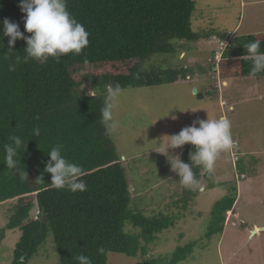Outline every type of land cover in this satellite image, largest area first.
Segmentation results:
<instances>
[{"label": "trees", "instance_id": "16d2710c", "mask_svg": "<svg viewBox=\"0 0 264 264\" xmlns=\"http://www.w3.org/2000/svg\"><path fill=\"white\" fill-rule=\"evenodd\" d=\"M67 2L68 10L90 33L88 46L79 55L62 56L60 62L49 57L45 62L30 59L23 63L26 42L17 40L9 50L3 21L18 23L30 36L24 30L26 14L20 10V0H0V204L17 199L16 211L4 231L21 232L12 264H28L50 234L60 264H77L79 255L88 256L92 264H109L111 254L136 257L147 253L143 240L151 244L176 221L165 215L148 218L130 209L132 197L122 156L102 122L101 109L109 84L119 83L126 90L165 83L160 73L139 68L154 55L173 52L170 39L195 38L191 31L195 2ZM247 39L240 47L235 48V43L224 52L223 79L264 77V73L250 75L253 61L246 48L249 42L259 40L264 51V34ZM18 57L21 62H17ZM10 65H15V70H10ZM88 83L95 90L92 96L82 91ZM37 129L39 136L35 135ZM12 136H19L26 144L16 159L28 179L22 180L5 164V146L12 143ZM57 144L63 145L66 159L82 167L86 191L72 193L51 186V174L45 172V165L50 159L47 152ZM236 200L237 196L215 204L213 212L222 223ZM35 201L40 216L30 218ZM127 224L139 228L140 234L127 232ZM101 247L103 253L97 251ZM192 247L178 249L172 261L165 264L187 260ZM144 264L164 263L150 260Z\"/></svg>", "mask_w": 264, "mask_h": 264}, {"label": "rangeland", "instance_id": "374dc122", "mask_svg": "<svg viewBox=\"0 0 264 264\" xmlns=\"http://www.w3.org/2000/svg\"><path fill=\"white\" fill-rule=\"evenodd\" d=\"M194 2L191 31L195 38L170 39L173 52L154 55L139 68L160 73L165 83L122 90L113 113L116 126L107 128L122 156L132 197L130 209L148 218L165 215L176 221L151 244L142 241L146 254H111L109 264L150 260L165 264L178 249L192 246L187 260L179 264H264V77L227 78L224 86L220 75L227 48L235 43V48L240 47L249 36L264 34V0ZM82 91L95 93L90 83ZM208 116L231 120L237 147L222 152L211 173L194 164L200 184L184 188L170 161L179 156L191 163L189 154L195 146L170 148L165 155L160 153L162 142ZM235 196L234 208L224 214L222 223L214 206ZM34 203L30 218L40 216ZM16 205L17 199L0 204V264L13 263L21 238L18 229L4 231ZM126 231L140 234L130 224ZM28 264H60L52 234Z\"/></svg>", "mask_w": 264, "mask_h": 264}, {"label": "clouds", "instance_id": "9594fccd", "mask_svg": "<svg viewBox=\"0 0 264 264\" xmlns=\"http://www.w3.org/2000/svg\"><path fill=\"white\" fill-rule=\"evenodd\" d=\"M19 7L21 12L26 14L23 17L24 30L31 35L26 36L20 30L18 23L5 19L3 36L9 38V50L17 40L26 42L25 55L22 57L23 63H28L30 59L45 62L49 57L60 62L62 56L69 53L79 55L88 46L90 33L68 10L67 0H20ZM246 48L248 56L253 61L250 75L256 76L264 73V51H261V41H251ZM17 62H21L20 57L17 58ZM9 68L15 70V65H10ZM121 92L122 88L119 83L114 86L107 85V96L101 109V119L110 129L116 126L113 113ZM39 134V129H37L35 135L39 136ZM166 137L168 139L162 142L160 152L165 155L168 154L170 148H182L186 144L195 146V150L189 154L191 163L183 162L179 156H173L175 159L170 161L172 170L179 176V183L188 189L200 184L193 170L194 164L202 165L211 173L219 155L222 152H232L237 147L233 138L232 122L225 116L219 118L208 116L206 120L198 119L178 134ZM10 139L12 143L5 146V164L22 180L28 179L27 172L20 167V162L16 159L21 153V148L25 149L26 144L19 136H12ZM62 148L63 145L57 144L47 152L50 159L45 165V172L51 174V186L58 190L67 189L72 193L86 191L82 167L66 159L62 154ZM38 212L40 215V211ZM97 251L103 253L104 249L101 247ZM75 259L77 264H92L91 259L85 255H79Z\"/></svg>", "mask_w": 264, "mask_h": 264}, {"label": "crops", "instance_id": "0c3cea01", "mask_svg": "<svg viewBox=\"0 0 264 264\" xmlns=\"http://www.w3.org/2000/svg\"><path fill=\"white\" fill-rule=\"evenodd\" d=\"M228 83H227V81H225V79H224V81H223V85L225 86V85H227ZM243 191V190H242ZM234 208V207H233ZM233 210V209H232Z\"/></svg>", "mask_w": 264, "mask_h": 264}, {"label": "water", "instance_id": "95a60500", "mask_svg": "<svg viewBox=\"0 0 264 264\" xmlns=\"http://www.w3.org/2000/svg\"><path fill=\"white\" fill-rule=\"evenodd\" d=\"M194 92H197V90L195 89ZM264 231V229H261ZM253 235L256 234V231H252Z\"/></svg>", "mask_w": 264, "mask_h": 264}, {"label": "bare ground", "instance_id": "6f19581e", "mask_svg": "<svg viewBox=\"0 0 264 264\" xmlns=\"http://www.w3.org/2000/svg\"><path fill=\"white\" fill-rule=\"evenodd\" d=\"M196 95V94H195ZM257 233V232H256Z\"/></svg>", "mask_w": 264, "mask_h": 264}, {"label": "built area", "instance_id": "2783aa9c", "mask_svg": "<svg viewBox=\"0 0 264 264\" xmlns=\"http://www.w3.org/2000/svg\"><path fill=\"white\" fill-rule=\"evenodd\" d=\"M221 48H223V47H221Z\"/></svg>", "mask_w": 264, "mask_h": 264}]
</instances>
